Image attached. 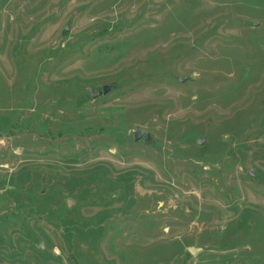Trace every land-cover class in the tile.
Masks as SVG:
<instances>
[{
    "label": "rangeland",
    "instance_id": "obj_1",
    "mask_svg": "<svg viewBox=\"0 0 264 264\" xmlns=\"http://www.w3.org/2000/svg\"><path fill=\"white\" fill-rule=\"evenodd\" d=\"M0 264H264V0H0Z\"/></svg>",
    "mask_w": 264,
    "mask_h": 264
},
{
    "label": "water",
    "instance_id": "obj_2",
    "mask_svg": "<svg viewBox=\"0 0 264 264\" xmlns=\"http://www.w3.org/2000/svg\"><path fill=\"white\" fill-rule=\"evenodd\" d=\"M66 30L68 31L69 29L67 28ZM180 81L184 82L185 78H181ZM109 90H110L109 86H103L102 90L99 91V92L90 91V95H91L92 98L97 99L99 96L106 95L109 92ZM144 135L146 136V134L143 131L137 130L136 132H134V141L135 142L139 141L142 138V136H144ZM198 144L199 145H203L204 144V140L203 139L198 140ZM199 251L200 250L195 249V248H190L189 249V252L191 254H196Z\"/></svg>",
    "mask_w": 264,
    "mask_h": 264
}]
</instances>
